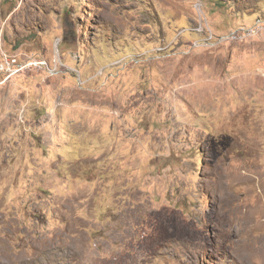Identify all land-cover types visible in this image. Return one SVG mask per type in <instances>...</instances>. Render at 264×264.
Wrapping results in <instances>:
<instances>
[{
    "label": "rangeland",
    "instance_id": "1",
    "mask_svg": "<svg viewBox=\"0 0 264 264\" xmlns=\"http://www.w3.org/2000/svg\"><path fill=\"white\" fill-rule=\"evenodd\" d=\"M2 51L0 264H264V0H0Z\"/></svg>",
    "mask_w": 264,
    "mask_h": 264
},
{
    "label": "built area",
    "instance_id": "2",
    "mask_svg": "<svg viewBox=\"0 0 264 264\" xmlns=\"http://www.w3.org/2000/svg\"><path fill=\"white\" fill-rule=\"evenodd\" d=\"M2 61L0 62V70L6 73V77H9L16 72H20L32 65L38 66L40 68L48 67V63L45 59L34 60L31 58L20 59L16 53H6L2 51L1 53ZM15 67V68H13Z\"/></svg>",
    "mask_w": 264,
    "mask_h": 264
}]
</instances>
